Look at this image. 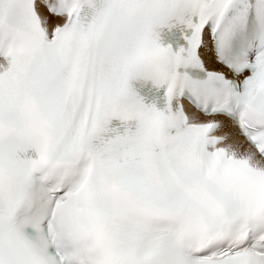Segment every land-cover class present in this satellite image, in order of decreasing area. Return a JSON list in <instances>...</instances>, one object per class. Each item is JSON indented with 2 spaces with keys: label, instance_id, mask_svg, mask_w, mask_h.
Wrapping results in <instances>:
<instances>
[{
  "label": "snow or ice",
  "instance_id": "6c2138e0",
  "mask_svg": "<svg viewBox=\"0 0 264 264\" xmlns=\"http://www.w3.org/2000/svg\"><path fill=\"white\" fill-rule=\"evenodd\" d=\"M0 264H264V0H0Z\"/></svg>",
  "mask_w": 264,
  "mask_h": 264
}]
</instances>
